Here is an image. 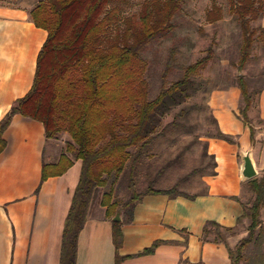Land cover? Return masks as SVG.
Listing matches in <instances>:
<instances>
[{
	"label": "trees",
	"instance_id": "obj_1",
	"mask_svg": "<svg viewBox=\"0 0 264 264\" xmlns=\"http://www.w3.org/2000/svg\"><path fill=\"white\" fill-rule=\"evenodd\" d=\"M228 1L230 11L240 21L243 34L242 68L249 58L256 36L264 39V27L252 26V21L258 20L264 13V0ZM126 2L40 1L30 15L34 24L45 29L48 35L37 58L33 85L0 120V153L6 147L4 133L16 114L42 122L47 139L56 138L63 132L70 136L58 161L43 164L42 181L64 174L75 160H81L79 182L64 224L60 264H75L79 234L87 222L91 203L99 188L104 189L100 203L106 207L107 215L113 218L117 213H122L124 221L133 219L137 204L146 195L166 194L189 199L198 195L181 191L177 185L156 188L154 180L139 191L134 181V171L140 164L142 152L154 143L164 117L196 94L198 84L195 77L207 68L212 58L211 51L185 65L178 79L167 82L174 62L171 54L159 93L150 99L145 77L148 62L141 52L152 41L172 32L181 0H143L138 13L131 16L123 15V4ZM222 15V7L217 0H212V7L207 12L208 21L215 22ZM238 82L245 100L241 110L242 121L248 126V110L256 91H249L242 75L238 77ZM182 114L183 110L176 117ZM248 127L254 139L255 128ZM214 137L238 144L235 137L221 130ZM128 164L131 192L122 201L115 198L114 185ZM248 183L252 199L250 204L241 201L243 211L238 223L245 217L250 219L249 235L233 249L227 244L222 230H232L234 227L208 221L203 229L204 239L214 232V241L228 246L231 264H242L248 246L261 244L264 237L261 217L264 173L248 179ZM122 224L123 221L112 219L117 250L115 264H120L125 258L118 254L123 241ZM161 243L163 240H156L134 255L152 253ZM257 264H264V245L263 257H258Z\"/></svg>",
	"mask_w": 264,
	"mask_h": 264
},
{
	"label": "crops",
	"instance_id": "obj_2",
	"mask_svg": "<svg viewBox=\"0 0 264 264\" xmlns=\"http://www.w3.org/2000/svg\"><path fill=\"white\" fill-rule=\"evenodd\" d=\"M40 1L0 0V120L33 85L37 58L48 35L30 15ZM218 118L221 131L235 137L238 144L211 140L209 151L217 167L206 181L207 191L194 199L144 196L131 221L122 216L118 254L125 258L120 264H231L228 246L211 237L204 239L203 229L208 221L225 227L237 224L243 211L240 197L248 183L242 175L243 158L250 154L259 177L257 146L264 153V129L254 133L253 139L250 128L230 110ZM3 137L0 264H60L64 224L79 182L81 160H75L64 174L42 181L43 164L56 163L62 153L56 149L58 140L46 138L43 123L16 114ZM261 166L264 169V160ZM112 219L100 201L91 203L79 234L75 264H115ZM156 240L163 243L154 252L134 255Z\"/></svg>",
	"mask_w": 264,
	"mask_h": 264
},
{
	"label": "rangeland",
	"instance_id": "obj_3",
	"mask_svg": "<svg viewBox=\"0 0 264 264\" xmlns=\"http://www.w3.org/2000/svg\"><path fill=\"white\" fill-rule=\"evenodd\" d=\"M142 1L127 0L123 4V15L138 13ZM217 3L222 7V18L209 22L207 12L212 7V0H181L172 32L152 41L141 52V56L148 62L145 77L150 99L159 93L171 54L174 62L167 75V82L178 79L185 65L197 61L209 51L212 58L207 68L195 77L198 84L196 94L164 117L154 143L142 152L140 164L134 171V181L139 191L144 190L152 180L156 188L177 185L181 191L189 194L207 191L206 181L215 175L217 167L209 145L221 130L218 115L224 110H230L242 121L241 110L245 100L239 87L240 75L246 79L249 91H256L248 110L247 125L254 127L255 133L264 129V39L256 36L249 58L241 68L244 39L240 21L230 11L228 0H217ZM252 26L264 27V13L258 20L252 21ZM182 110L184 114L177 118ZM174 120L175 123L171 124ZM51 139L58 140L56 149L63 152L70 136L63 132ZM258 150L260 146H257V167L260 169L259 176H262L264 153ZM114 187L116 199L124 201L130 196L129 164ZM103 192L104 189L99 188L94 200L99 202ZM251 196V186L247 183L240 200L250 204ZM120 215L122 217V213ZM261 217L264 221V211ZM250 222L245 217L232 230H222L231 248L235 249L240 240L249 235ZM209 237L215 238L216 234L212 232ZM263 238L261 244L248 246L242 264H257L258 257H263Z\"/></svg>",
	"mask_w": 264,
	"mask_h": 264
},
{
	"label": "water",
	"instance_id": "obj_4",
	"mask_svg": "<svg viewBox=\"0 0 264 264\" xmlns=\"http://www.w3.org/2000/svg\"><path fill=\"white\" fill-rule=\"evenodd\" d=\"M243 159H244V165H243L242 175L246 179H252V178L256 177L258 172L255 168V164H254L250 154L249 153L245 154ZM113 220L114 221H121L122 217H121L120 213H117L113 217Z\"/></svg>",
	"mask_w": 264,
	"mask_h": 264
}]
</instances>
